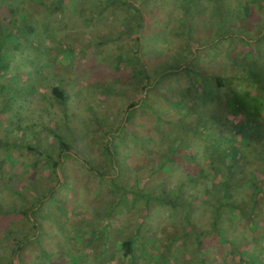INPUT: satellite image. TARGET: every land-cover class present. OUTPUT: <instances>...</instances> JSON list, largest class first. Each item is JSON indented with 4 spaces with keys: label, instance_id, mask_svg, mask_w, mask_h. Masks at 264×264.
<instances>
[{
    "label": "rangeland",
    "instance_id": "rangeland-1",
    "mask_svg": "<svg viewBox=\"0 0 264 264\" xmlns=\"http://www.w3.org/2000/svg\"><path fill=\"white\" fill-rule=\"evenodd\" d=\"M4 2L6 3V0H0V5ZM5 5H7L6 9L0 8L2 25L4 30L5 28L8 30L0 32V92L4 88L3 94L9 98L1 103L2 109H0V161L6 153L3 146L13 143L16 144L15 152L20 151V143L30 144L32 147L40 149L44 155H54L57 160L60 142L56 136L62 137L72 147V151L63 155L62 163L56 166L58 182L56 173L45 165L44 159L37 158L33 161L35 152L20 151L23 156L21 160L28 166H24V169L20 170L17 165H13V167H17L19 174H12L15 181L6 183L15 191L19 189V196H12V190H8L0 197V264H18L15 262L16 250H14L12 240L22 241L26 238L24 244L27 248L22 252L19 264H113L112 255V259L108 262L109 251L107 249L110 248L108 245L106 246L108 239L110 242H115L113 248L117 250L120 242L128 236H133L139 228L143 230L142 232H147V237L151 240L147 244L149 251L146 256L147 263H149L155 243L156 245L159 243L165 246L170 263L171 260H176L177 264H187V261L188 264H193L195 260L189 261L188 254H183V246L180 249V245L183 244V226L179 224L171 231L167 229L168 219L173 217L172 213L167 209L157 208L158 210H152L149 222H144L146 203L144 200H135L131 191L138 189V181L149 180L145 185L146 192L156 191L159 194L160 191H164L169 194L170 198L174 197L178 192L177 184L181 178L176 175L173 181L167 180L169 178L167 170L159 171L156 166L160 165V158L163 157V154L171 153L174 133L178 134L177 141L181 142L183 153V143L185 144L183 142V125H191V129L194 130L198 126L201 116L216 117L222 120L228 118L229 107L225 97L226 89L220 88L216 76L208 77L210 71L208 74H203L207 80L205 85H208L209 88L208 94H204L206 101L199 99L198 101L197 95L193 96V94L187 97L184 94L183 81L178 83V75L168 79L164 78L158 86L152 81L147 89L152 90L150 101H156L154 108L140 111L135 115L133 128L125 130L126 144L116 141L121 152L119 149H115L113 141L108 143V145L110 144L108 151L114 153L115 157L117 155L115 161L112 162L108 152L104 149L105 139L102 138L104 135H101L99 130L103 128L102 122H106L108 128L112 129L111 135H116L114 131L122 118L131 115L132 111L125 113V116L124 111H121V115H117L116 119L113 117L114 113L111 112L116 109L126 110L125 106H127L129 98L138 102L139 96L133 91V88L136 89L137 83L129 80L128 83L131 86L129 88L125 86L127 94L123 92V95L116 97L110 93L113 88L109 83L114 87H123V83L114 77L112 67L107 64L99 65L93 61L92 65L95 71L90 70L81 74L83 68L72 69L63 64L62 58L60 61L55 60V53L50 52L43 58V62H47L49 65H42L43 62L39 60V50L45 47L42 44L47 39H54L50 37L51 34L57 33L58 30L63 31L60 22L65 23L67 16L50 15L48 13L50 9H47L45 4H38L35 0H11ZM153 9L151 6V10ZM157 10L158 12L152 15L153 17L147 25L148 29L142 32L141 42L142 56L145 58L143 60L149 68L148 74L151 79L155 80L156 76L165 71L178 74V69L183 70V67L188 64V60L196 56L202 59L198 65H193V67L206 66L204 70H207L210 65L205 63L206 60L203 58L205 52L200 51L206 48L210 49V52L218 50L214 45L216 38L211 41L213 35L217 37L216 35L222 34L226 39L234 36L231 24H225L228 29H218L216 25L212 27L205 21L195 23L193 31L196 35L193 34L194 37H191L188 28L183 31V24H179V27L177 24H173L170 19L174 14L173 11L164 13L161 8H157ZM66 12L70 13V10L67 9ZM250 22L253 21L250 20ZM25 24L33 29V33L23 36L20 32L22 44L20 37L16 38L17 35H10L11 37L8 38L10 45L18 50L11 49V52H7L4 49L5 45L2 46L3 40H7L11 32L17 31V27L24 31ZM22 26L23 28H21ZM78 26H82V24L79 23ZM172 30L177 34L182 33L180 40L182 45L187 41L188 46H191L188 47L187 58L183 57V47L178 49L176 41L170 40L169 35L173 33ZM44 31L46 32L44 33ZM255 32L254 37L258 33ZM98 35L99 33L94 34V36ZM229 41L222 40L219 45L224 47L231 45V52L237 60H240L241 53H245L248 48L240 41L239 37L233 39L231 44ZM33 42H36L35 45ZM74 43L79 49L90 44L84 27L75 35ZM35 46L37 47L35 48ZM45 48L48 51V46ZM226 50L222 49L218 60L213 63V74H221L219 77L225 74L232 75L229 67L222 66L225 64L222 59L226 55ZM254 53V58L242 57L241 63H254L253 65L257 67L264 64V40L259 42L257 48H254ZM130 54L131 52L128 54L127 61L132 63L129 60L130 57L132 59ZM81 60L84 61L82 58ZM84 69L89 70L88 67ZM260 71V75L263 77L264 69L260 68ZM104 74L107 76L105 77ZM51 77H55V80L50 79ZM45 79L50 80L44 81ZM158 79L160 80V76ZM98 80L105 83V88L101 92L103 86L99 83L100 93L96 94L97 99L90 98L89 95L91 94L90 96L93 97L94 93L87 84L95 82L97 85ZM220 82L223 85L224 82ZM169 83L172 88L168 89ZM50 85L62 86L67 93H70L72 98L71 102L69 101V112L82 111L83 116L79 118H82L84 122L78 124L73 116L67 120L61 114L54 115L49 108V103L45 100L47 98V100L56 102V98L52 94L44 93L43 90L50 88ZM14 87L15 95L18 96L14 98L15 100H10ZM209 90H211V94ZM186 91L188 92V90ZM245 93L250 92L245 91ZM216 94L219 95V98H212L213 102H210L211 96ZM29 95H32L30 97L31 105L25 98ZM80 95H86L85 99L88 102L82 101L81 104H84L80 105L78 102L79 98L81 99ZM159 97L162 99L157 101ZM103 104L106 110L102 109ZM92 108L99 113L96 114ZM28 109H34V114L25 112ZM11 110L18 114H13ZM6 111L8 114L5 113ZM102 114L103 118H101ZM20 118H22L21 133L17 130H12L10 133L11 130L8 129L10 121H17ZM98 120L99 122H97ZM235 122L240 121L235 120ZM93 123H95L94 126H92ZM225 125H228L226 121ZM225 129L221 128L224 131ZM41 132H47L48 136H42ZM192 134L188 135L189 139L194 138ZM29 163H35L32 171L28 169ZM6 169L9 171L11 168L5 165L4 170ZM22 183L26 187L22 186ZM0 189L3 191L2 187ZM39 200L42 201L39 202V207L31 212L32 221L24 216L12 214L13 209L24 210V208L35 206ZM203 209L202 205H199L198 211L194 215L202 218ZM7 211L11 212L7 216L3 215ZM232 221L231 225V219L227 220L226 234L216 235V240L207 239L205 246L207 251L204 252V259L211 257V260L216 263L211 261L206 264H237V258H240V255H237V249L239 246L244 249L245 235L248 242H250L248 238L253 236L258 237L254 239L253 243L264 242V225L253 229L245 219L238 216H233ZM209 229V223L205 228H199L201 231ZM8 232L12 234L10 239L4 235ZM239 232H243L241 239L236 240L235 237ZM156 234L159 236L157 237ZM232 239L234 240L232 241ZM235 243L239 244L233 247ZM249 246L240 253L243 256V261L239 264H254L251 262V256L254 257L255 252L249 250ZM102 249L103 253H101ZM173 253L176 255L173 256ZM202 254L199 256L200 258ZM137 255H140L139 251H137ZM171 255L173 258H170ZM114 256L115 264H121L119 250ZM253 260L255 264H264V262L256 263L255 257Z\"/></svg>",
    "mask_w": 264,
    "mask_h": 264
},
{
    "label": "trees",
    "instance_id": "trees-1",
    "mask_svg": "<svg viewBox=\"0 0 264 264\" xmlns=\"http://www.w3.org/2000/svg\"><path fill=\"white\" fill-rule=\"evenodd\" d=\"M10 1L11 0H6V3H10ZM35 1H37L38 4H45L47 6L46 8L50 9L48 11L50 15L59 14L67 16L65 23L60 22L63 31L58 30L57 33L51 34L52 36L50 37L54 39H47L42 44L43 46L45 45V47L48 46L49 49L47 51L45 47H42L39 50L40 62H43V58L48 56V53L54 52L56 55L55 60L60 61V58H62L64 61L63 64L70 66L72 69L83 68L81 74L90 70L95 71L92 65L93 61H96L99 65L102 63L107 64L112 67L114 77L123 83V87H114L111 83L106 82L111 85L108 86L113 88L110 93L114 94L116 97L123 95V92L127 94L125 86L128 88L131 86L128 83L129 80H133L137 83L136 89L133 88V91L139 96L138 102L136 103L129 98L128 104L125 106L126 110L116 109L114 112H111L114 113L113 117L116 119L118 117L117 115H121V111H124V116L125 113L132 111L131 115L122 118L120 124L114 131L116 135H111L113 133L111 132L112 129L108 128L106 122H102V129H105L103 131L102 129L99 130V133L104 135L103 137L101 136L105 139L104 149L108 152L112 162L115 161L117 155L115 157L114 153L108 151L110 150V144L108 145V143L113 141L115 149L120 148L116 145V141H119L121 144H126V137H124L125 130L133 128L135 115L140 113V111L154 108V103L156 101H150L152 90L149 91V89H147L150 87L152 81L158 86L160 81H163L164 78L168 79L171 76L178 75V83H181V80L183 81V90L187 97L193 94V96L197 95V100L206 101L207 99L204 94H208L209 88L208 85H205L207 80L203 77V74H208L210 71L208 77L212 78L216 76L220 88L226 89L225 97L229 107L228 118L222 120L216 117L206 118L205 116H201L198 126L195 127L194 130L191 129V125H183V142H185V144L183 143V153L181 142L177 141L178 134L174 133L173 135L175 138L172 140L174 144L171 148V153L163 154V157L160 158V165L156 166V169L159 171L167 170L169 175L167 180L173 181L176 175L181 178L177 184L178 192L174 197L170 198L169 194H166L164 191H160L159 194H157L158 192L156 191L146 192L145 185L149 180L138 181V189L136 191H131V193L133 192L132 195L135 196L133 197L135 200H144L146 203V213L143 215L144 222H149L152 210L161 208L170 211L173 217H169L167 223L169 227L167 226V229L171 231L179 224L183 226V244L180 245V249L183 246V254H188V257H186L189 261L195 260L193 264H206L214 261L211 260V257L208 259L206 257V260L204 259V252L206 253L207 251L205 249L207 244L206 241L207 239L216 240V235L218 234H226L228 228L227 220L231 219L232 225L233 216L245 219L253 229L264 225V76L262 77L260 75V68L264 69V64L262 63L257 67L253 65L254 63H241L242 57L254 58V48H257L259 42L264 40V0ZM6 3L4 2V4H1L0 8H5V6H7L5 5ZM165 5L166 8H164ZM151 6L154 8L153 10H151ZM156 7L161 8L164 13L165 11H173L174 14L170 17L173 24H177L178 27L179 24H183V31H185V28H188L191 37H194L193 34H195L193 31L195 30L194 26H196L195 23L205 21L210 23L212 27L216 25L218 29H228V26L225 24H231L230 27L233 28L234 36L230 39H226L222 34L216 35L218 38L213 35L211 41L216 38L214 45L218 50L210 52V49L206 48L200 51L205 52L203 58L206 60L205 63H209L210 65L207 70H204L206 66L193 67V65H198L202 59L196 56L188 60V64L183 67V70L178 69V74L176 72L165 71L156 76L155 80L151 79L148 74L149 68L143 60L141 42L142 32L148 29L147 25L149 21H151L152 15L158 12ZM67 9L70 10V13L66 12ZM250 20L253 22H250ZM8 23H10V21H8ZM79 23H81L82 26H78ZM82 27L85 29L90 44L85 48L79 49L74 43V38L75 35L82 30ZM21 28H23V26ZM2 31L8 30L6 28L4 30L0 18V32L2 33ZM255 31L258 33L257 36L254 37L256 34ZM16 32L18 34H14ZM20 32H22L21 34H23V36H28L33 33V29L25 24L24 31H21V29L17 27V31L11 32L7 40H3L2 43V46L3 44L5 45L4 49L7 52H11V49L18 50L10 45V39L8 38L17 35L16 38L20 37L21 42ZM45 32L46 31H44V33ZM74 32L76 33L74 34ZM171 32H173V30ZM95 33H99V35L94 36ZM183 34L185 33L183 32ZM237 37H239L240 41L248 48L245 53H241L240 60H237L235 55L231 52V45L227 47L219 45L222 40H230L229 43L231 44L233 39L235 40ZM169 38L171 41H176V47L178 49L183 47V57L187 58L186 54L188 53V47L191 46H188L187 41L184 39L183 41L185 42L182 45L180 42L182 33L177 34V32H173L169 35ZM35 43L36 42H33L34 45ZM36 47L37 46H35V48ZM222 49H227L226 55L222 59L225 61V64H222V66L229 67L228 69L232 71V75L225 74L219 77L221 74H213V63L218 60ZM130 52L132 59L130 57L129 60L132 63L127 61ZM200 52L197 53L200 54ZM81 58L84 61H82ZM255 58H257V56H255ZM42 65H49V63L43 62ZM85 67H88L89 70H85ZM123 71L124 73L122 74ZM96 72L98 73L99 71ZM104 75L105 77L107 76L106 74ZM159 76L160 80L158 79ZM55 77H51L50 79L55 80ZM50 79H45L44 81ZM220 81L224 82L223 85ZM99 83L103 86L101 89V92H103L105 88V83L103 81L97 82V85L95 82H89L87 84L94 93L93 97L90 96L91 94L89 95V93H87L90 98L97 99L96 94L100 93ZM169 88H172L171 84L168 89ZM185 89L188 90V92ZM43 90L44 93L48 95L52 94L56 98V102L47 100V98L45 100V102L49 103V108H51L50 110L53 111L55 116L61 114L62 117L67 120L73 116L78 121V124L79 122H84L82 118H79L83 116L81 114L82 111L78 113L69 112L70 99L72 96L70 93H67L65 88L62 86L50 85V88H44ZM209 91L211 94V90ZM245 91H249L250 93L246 94ZM4 92L5 89L2 88L0 92V109H2L1 103L9 98L3 94ZM15 94L16 90L14 87V90L11 92L10 100L18 96ZM80 96L81 99L79 98L78 100L80 105L84 104H81L82 101L85 103L88 102L87 99H85L86 95ZM30 97H32V95L25 97L29 105H31ZM212 98H219V95L216 94L215 96H211L210 102H213ZM159 99L162 98H157V101ZM77 103L76 105H78ZM103 106L104 104L102 105V109L106 110V107ZM92 110L94 109L92 108ZM12 111L13 110H11V112ZM25 112L34 114V109H28V111ZM94 112L96 114L99 113L97 110H94ZM5 113L8 114V111ZM14 113L18 114L13 111V114ZM21 113L19 114L21 115ZM22 118L17 121H10V128L8 127V129L11 130L10 133L12 130H17L21 133ZM101 118H103V114ZM158 118L161 119L160 116H158ZM234 119L240 122L236 123ZM101 120L104 121V119ZM225 121L228 125H225ZM97 122H99V120ZM94 124L95 123H93L92 126H94ZM222 127L226 128L225 131L221 130ZM75 128L77 129V127ZM121 129L122 131L120 132ZM190 133H193L192 136H194L195 139L188 138L190 137L188 136ZM41 134L45 137L48 136L47 132H41ZM56 137L60 142L57 160L54 155H44L40 149L32 147L30 144L20 143V151L35 152L33 161L37 158L44 159L45 165L51 168L52 172L56 173V166L62 163V159L64 158L63 155L69 154L72 151V147L66 143L62 137ZM7 147H10V149ZM3 148L6 149V153L4 158L0 161V188H3V191L0 189V197L8 190H12V196H19V189L15 191L6 183L15 181V179L12 178V174H17L19 172L18 169L22 170L24 166L28 165H25L21 160L23 156L20 151L15 152V143L5 145ZM126 150L129 151L130 149ZM119 151L121 152L120 149ZM5 165L11 169L9 171H7V169L4 170ZM13 165H17L18 169L17 167H13ZM34 165L35 163H29V171L33 170ZM56 176L58 182L59 178L57 173ZM21 185L26 187L23 183ZM39 202L42 201L39 200L35 206L24 208V210L13 209L12 214L24 216L29 221H32L31 212L39 207ZM151 205L152 207L150 208ZM199 205H202L204 208L202 211V218H198L194 215L198 211L197 208ZM10 212L11 211H7L3 215L7 216ZM118 222L117 220V223ZM208 223L210 225L208 231L199 230V228H205ZM142 231L143 230L139 228L133 236H128L120 242V246L117 250H119L121 255V264H177L176 260H171L170 263L165 252V246L159 243L157 245L155 243L149 263H147L146 256L149 252L147 244H149L151 240L147 237L148 233ZM242 233L243 232H239L235 239H241ZM4 235L7 239H10L12 234L8 232ZM159 235H157V237ZM246 238L247 236L245 235L244 242L246 243H244V249H242L241 246L237 249V255H240V258H237L236 263H242L243 256L240 253L244 251L248 245H250L249 250L251 249V251L255 252L254 257L257 259L256 263H263L264 242L253 243L254 239L258 238L254 236L250 239L248 238L250 242H248ZM26 239L22 241L12 240L15 247L14 250H16L15 262L18 264L20 263L22 252L27 248L26 244H24ZM233 240L234 239H232V241ZM114 243V241L110 242V239H108L106 246L108 245L110 248L107 249L109 252L105 251L108 252L109 255L108 262L113 256V264H115L114 255L117 252V250L113 248ZM237 244L239 243H235L233 247ZM137 251H139L140 255H137ZM103 252L104 250L102 249L101 253ZM174 253L173 256L176 255ZM201 253L203 254L200 258L199 256ZM254 257L251 256V262L255 264L253 260ZM170 258H173L172 255ZM214 263L216 262L214 261Z\"/></svg>",
    "mask_w": 264,
    "mask_h": 264
}]
</instances>
